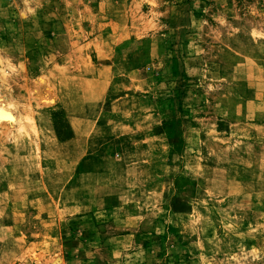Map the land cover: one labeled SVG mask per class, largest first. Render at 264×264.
<instances>
[{"label": "rangeland", "instance_id": "rangeland-1", "mask_svg": "<svg viewBox=\"0 0 264 264\" xmlns=\"http://www.w3.org/2000/svg\"><path fill=\"white\" fill-rule=\"evenodd\" d=\"M0 264H264V0H0Z\"/></svg>", "mask_w": 264, "mask_h": 264}, {"label": "bare ground", "instance_id": "bare-ground-1", "mask_svg": "<svg viewBox=\"0 0 264 264\" xmlns=\"http://www.w3.org/2000/svg\"><path fill=\"white\" fill-rule=\"evenodd\" d=\"M16 122L17 117L13 110L4 104H0V126L4 124L14 125Z\"/></svg>", "mask_w": 264, "mask_h": 264}]
</instances>
